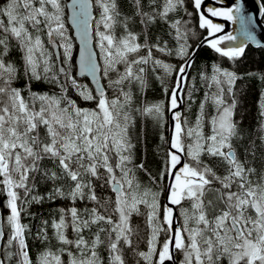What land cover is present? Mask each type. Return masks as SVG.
Instances as JSON below:
<instances>
[{
	"label": "snow or ice",
	"instance_id": "snow-or-ice-1",
	"mask_svg": "<svg viewBox=\"0 0 264 264\" xmlns=\"http://www.w3.org/2000/svg\"><path fill=\"white\" fill-rule=\"evenodd\" d=\"M202 5L0 3V264H264V89L249 129L242 75L219 62L191 75L194 12L201 48L235 61L248 47L223 46L237 37L217 36ZM241 10L206 9L233 22ZM154 82L162 100L147 98Z\"/></svg>",
	"mask_w": 264,
	"mask_h": 264
},
{
	"label": "trees",
	"instance_id": "trees-1",
	"mask_svg": "<svg viewBox=\"0 0 264 264\" xmlns=\"http://www.w3.org/2000/svg\"><path fill=\"white\" fill-rule=\"evenodd\" d=\"M264 7V0H260ZM3 3V0H0ZM263 23H264V11H263ZM188 21L190 26L196 31V36L193 37L190 43H193L197 48L201 43V39L207 35L206 30L199 29L198 27V13L194 12L193 15L188 16ZM173 63H177L174 58H169ZM214 62H219L222 67L228 68L229 70L235 71L237 74L243 76V80H237L236 87L241 89L237 92L238 97V107L237 112L239 115L246 116L244 124L248 126L249 129L256 125L257 113V101L260 96V92L264 89V82L260 81L257 77L264 73V47L259 49L246 50L244 55L235 61H229L226 58H220L211 49L207 47L206 42L204 46L198 50V59L196 64L190 70L191 75L196 76L198 70L205 64H212ZM251 75H248V74ZM35 87L40 88L41 85H35ZM147 98L149 100L157 101L163 99V93L160 87L154 82L152 89L147 93ZM199 102V101H197ZM243 109V111H241ZM167 118V117H166ZM168 125H165L164 131L165 135H169L167 131ZM139 130V129H138ZM162 144L159 141L158 136L153 131L151 122H149L147 136H146V148L143 151L146 153L145 164L153 173L160 170L162 150L157 151V145ZM141 156L140 146L138 145L137 151V161H139ZM142 179L146 180L143 173L140 174ZM59 203V202H57ZM34 255H38V251L33 249Z\"/></svg>",
	"mask_w": 264,
	"mask_h": 264
},
{
	"label": "flooded vegetation",
	"instance_id": "flooded-vegetation-1",
	"mask_svg": "<svg viewBox=\"0 0 264 264\" xmlns=\"http://www.w3.org/2000/svg\"><path fill=\"white\" fill-rule=\"evenodd\" d=\"M241 6L242 10L240 12L233 13V15L236 17L235 22L225 20L223 18L211 17L206 11V9L209 7L218 9H235L236 7ZM201 11H204L205 15H207L209 19H212L214 23H217L223 27L224 31L218 33L217 36L232 34L237 37L235 42H225V45L223 46H237L241 43H246L248 45L246 50H255L261 48L254 46L250 40H245L244 36L242 35L241 17H243V13L245 12L244 0H204V5H202Z\"/></svg>",
	"mask_w": 264,
	"mask_h": 264
},
{
	"label": "water",
	"instance_id": "water-1",
	"mask_svg": "<svg viewBox=\"0 0 264 264\" xmlns=\"http://www.w3.org/2000/svg\"><path fill=\"white\" fill-rule=\"evenodd\" d=\"M245 12L243 13V18L248 21L250 18V22L248 23L249 31L253 33L256 37V41L261 45L260 47H264V23H263V11L264 7L260 0H244ZM73 29V34H74ZM254 46H257V43L251 41ZM258 47V46H257ZM77 54L79 49V44L76 45ZM200 44L197 49L199 50Z\"/></svg>",
	"mask_w": 264,
	"mask_h": 264
}]
</instances>
